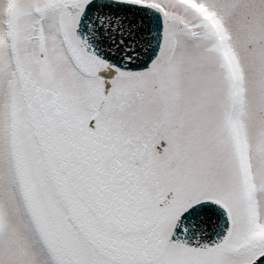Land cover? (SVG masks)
I'll return each mask as SVG.
<instances>
[{"label":"snow or ice","instance_id":"6c2138e0","mask_svg":"<svg viewBox=\"0 0 264 264\" xmlns=\"http://www.w3.org/2000/svg\"><path fill=\"white\" fill-rule=\"evenodd\" d=\"M0 264H264V0H0Z\"/></svg>","mask_w":264,"mask_h":264}]
</instances>
